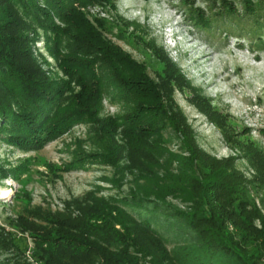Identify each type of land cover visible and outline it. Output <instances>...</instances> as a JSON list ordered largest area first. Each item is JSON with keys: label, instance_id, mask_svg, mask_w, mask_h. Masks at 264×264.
I'll return each instance as SVG.
<instances>
[{"label": "trees", "instance_id": "1", "mask_svg": "<svg viewBox=\"0 0 264 264\" xmlns=\"http://www.w3.org/2000/svg\"><path fill=\"white\" fill-rule=\"evenodd\" d=\"M245 1L253 13L257 4ZM88 5L117 10L116 0H0V141L21 151L37 150L73 125L86 124L92 150L84 151L78 140L77 155L56 170L119 165L126 158L122 167L154 179L147 193L190 202L189 211L174 215L192 227L197 242L169 249L149 219L129 212L126 198L90 190L83 198L64 201L60 209L26 204L9 218L12 229L0 224V253L7 254L0 264H264V216L251 195V188L264 187V146L248 128L240 135L164 48L137 32L136 21L117 14L91 20L84 10ZM197 19L206 25L201 13ZM130 25L133 31L127 33ZM37 28L45 32L47 49L64 76L52 77L34 56L35 36L29 32L35 35ZM107 33L124 40L131 36L134 47L154 59L156 79L149 76L147 63ZM174 88L192 90L191 101L227 138L239 142V154L255 170L252 178L235 168L234 157L217 159L198 146L171 97ZM103 96L125 102L126 109L101 116ZM167 125L181 139L178 152L160 144ZM28 167L25 160L7 167L0 162V178H17Z\"/></svg>", "mask_w": 264, "mask_h": 264}, {"label": "rangeland", "instance_id": "2", "mask_svg": "<svg viewBox=\"0 0 264 264\" xmlns=\"http://www.w3.org/2000/svg\"><path fill=\"white\" fill-rule=\"evenodd\" d=\"M228 1L234 7L222 0H116L115 12L101 5H88L84 10L91 20L94 16L112 19L117 14L125 20L136 21L141 28L137 32L144 39H154L162 46L192 84L202 89L210 104L231 119L240 135L248 128L250 137L264 146V0H252L257 4L253 13L246 9L245 0ZM198 13L205 18L206 25L198 22ZM130 31H133L132 25L126 32ZM29 35L35 36L31 49L42 68L52 77L64 76L47 49L45 32L37 28L35 35L32 31ZM107 35L135 59L147 63L149 76L156 79L152 68L154 59L134 47L131 36L124 40L110 33ZM171 94L198 146L217 159L234 157L235 168L245 177L252 178L255 170L248 159L239 154V142L227 138L220 127L191 101L193 91L174 88ZM124 109L125 102H112L108 96L102 97L101 116H114ZM78 140H82L80 145L84 151L92 150L88 127L84 123L73 125L37 150L21 151L0 141V162L6 167L24 160L29 163L28 170L19 177L0 178V224L12 229L9 218L15 217L26 204L55 210L62 208L64 201L70 198H83L88 191L96 190L102 196L126 198L125 207L129 212L137 219H149L169 249L178 244L197 242L192 227L174 215L177 210L189 211L190 202L175 195L161 200L147 193L154 179L143 177L136 168L122 167L120 162L126 163V158L119 161V165L87 163L85 168L57 171V166L77 155ZM180 142L171 126H165L160 144L178 152ZM175 165L174 162L173 168ZM152 169L159 174L162 172L157 166ZM251 189L254 202L264 216V187L256 185ZM5 191H9L8 196H3ZM254 225L259 226L257 218ZM6 255L0 253V262Z\"/></svg>", "mask_w": 264, "mask_h": 264}, {"label": "bare ground", "instance_id": "3", "mask_svg": "<svg viewBox=\"0 0 264 264\" xmlns=\"http://www.w3.org/2000/svg\"><path fill=\"white\" fill-rule=\"evenodd\" d=\"M8 195H9V191L3 192V196H8Z\"/></svg>", "mask_w": 264, "mask_h": 264}]
</instances>
